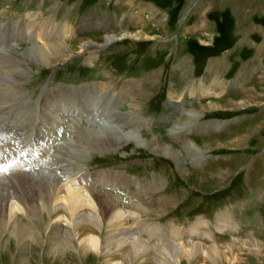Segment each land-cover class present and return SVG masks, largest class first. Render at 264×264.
Masks as SVG:
<instances>
[{"label": "rangeland", "instance_id": "rangeland-1", "mask_svg": "<svg viewBox=\"0 0 264 264\" xmlns=\"http://www.w3.org/2000/svg\"><path fill=\"white\" fill-rule=\"evenodd\" d=\"M31 24L61 29L71 55L19 66L10 52L43 43L27 39ZM110 34L120 39L79 52ZM0 73V264H112L82 244L94 236L103 249L112 229L100 199L77 212L101 216V231L70 238L74 214L50 229L49 211L9 184L21 174L117 201L119 229L149 244L151 264H264V0H0ZM105 112L148 145L99 144ZM16 199L27 214L11 218ZM16 222L34 234L18 236ZM174 243L209 256L168 263L162 245Z\"/></svg>", "mask_w": 264, "mask_h": 264}, {"label": "bare ground", "instance_id": "bare-ground-1", "mask_svg": "<svg viewBox=\"0 0 264 264\" xmlns=\"http://www.w3.org/2000/svg\"><path fill=\"white\" fill-rule=\"evenodd\" d=\"M31 27H32V29H34L36 26L34 24H31ZM45 27H43L42 29H39V30L36 29L37 31H35V29H34L33 33L29 34L27 36V39H29V40H32L33 37L36 36L37 40L43 41L41 46L35 45L31 48L29 47L23 53H12L9 51L10 54H12L11 56L17 60V62L19 63L18 64L19 66H23V64H26L27 62L39 63L41 61L42 62L46 61L48 63L50 62L53 64L57 61H62L66 57L71 55L70 51H71V48L73 45L63 41L64 39L67 38V36H66L67 34L61 35L59 32L61 29L59 30V29H55V28H51L52 31L51 30L46 31ZM28 32H30V30H28ZM124 34L126 36H135V35H139L140 33L138 32L135 35H133L131 32L125 31ZM117 35H119V34H110V35L104 36V41H105L104 44H100L96 41H91V40L87 41L84 44L80 45V48H79L80 51L79 52H82L81 50H84L85 48H88V47L101 48V47H103V45L105 46V45L111 44L115 41H118L120 39V37H118ZM17 37L22 39V34L21 35L18 34ZM49 59H52V61H49ZM10 66L12 67V65H9V67ZM3 76H5V74L0 73V78H3ZM24 76H26V71L22 70V71H19L17 73H14L13 77L10 79H13L15 81H20L22 78H24ZM87 88H90V87H87ZM145 96H143V97H145ZM48 104H50V103H48ZM106 107L107 106L105 105L103 108V111L107 110ZM57 108H59L60 111L65 112V108H61V103L57 104ZM100 109L98 111H100ZM186 112H187V115L189 116L188 119L190 120V122H192V120L194 119L195 113L191 110H188ZM58 113H60V112H58ZM58 113H56V112L54 113V111H52L51 113H49V115H51V114L54 115V114H58ZM105 113H107V114H106L105 119L103 121L104 124H102V125L100 124V125L102 126V129H103L102 133H106L107 135L96 136V139L99 140V144H100V142H102L101 145L105 144V145H111L112 146L114 144L116 145V144H120V143H126L129 141V142H134L135 144H138V145H143V146L148 145V142H145L144 140H142L140 138V136L136 133H133V132L130 133L129 132L126 134V136H125V134L122 135L121 131L123 129H120L122 124L114 117L113 113H112V115H110V112H105ZM48 116H46V117L44 116L45 120L50 119ZM60 116H62V115H60ZM184 116H186V114ZM53 117H51V118H53ZM50 124H48V125H50ZM10 130H11V128H10ZM173 131L175 132L176 129H173ZM10 132H12V131H10ZM165 151L168 152V149H165ZM74 155H76V154H74ZM184 175H185V173H184ZM17 177H18V184L17 185H15L14 182L9 183V184L12 186V188L15 191L16 190L20 191L19 189H22V192H23L22 197H26V199H28L29 196L31 197V194H32L33 197L31 199H33L34 202L35 203L37 202L39 205L38 206L35 204L34 206L38 207V208L40 207L41 209L40 208L39 209L42 210V213L44 210L49 211L50 218L53 222L50 229L55 228V226H57V228H58V224H56V222L64 217V214H66L65 213L66 211H69L71 213V215L74 214V217H73L74 219L72 218L73 219V229L72 230L69 229L70 234H71L70 238H74L75 237L74 234H77V233H78V235L79 234L86 235L85 233L89 232V229L93 230V231H97V232L101 231L102 225H103V218H101V216L99 217L98 215H96L92 212H90V213H86V212L85 213L84 212L78 213L77 212V211H80V209H82L85 206H88V205L95 206L94 199L95 198L97 200L100 199L101 200V203L99 204L100 208L103 207L104 213L106 214V218L107 217L109 218V220H108L109 226L112 229L110 231H108L109 232L108 236L102 240V242L104 243L103 249H102V244L100 245L101 242L98 241L99 238L97 239L94 236H89L88 238H85V239L82 238L83 239V243H82L83 248L92 249V250L93 249H95V250L100 249V252L103 251V252H105L104 255L109 256V258L108 257H106V258H108V262H110L112 264L113 263H115V264H119V263L120 264H151V258H150L151 252H150L149 244L145 241L140 240L141 238L138 239V238H135L134 236H132L128 232L129 230L127 231L125 229V226L123 227L124 228L123 230L119 229V226L122 227V225H124V223H123L124 219L123 218L125 216V213L119 209L118 204L116 203L117 201H115L114 199H111L107 195L102 196V195H94V194L92 195V193L91 194L87 193L86 190L82 186H80V184H77L76 180H74V181L69 180V181L61 183V179L55 180L53 178V180L55 181V185H54L52 183L53 181H50V180H49V182L45 181L44 179L46 177L44 179L40 178L38 180H37V178H33V176L27 175V174H21V175H18ZM2 198L5 200L6 197L2 193V186L0 184V200H3ZM29 199H28V202H30ZM49 201H51V202L53 201V204H51L52 207H50V208H48V206H49L48 202ZM26 203H27V201H26ZM22 204L23 203H21L20 200L16 199L15 204H13V206H11V211H10L11 215L9 217L15 218L16 215L18 214L16 212L17 209H21L26 213L27 212L26 206L24 205V207H23ZM29 207L31 208V206H29ZM41 217H43V216H41ZM16 218H19V216ZM37 219H38V217H37ZM53 220H56V221H53ZM47 221H49V220H47ZM23 223H25V222H23ZM48 223L51 224L50 222H48ZM24 225H26V224H24ZM24 225L20 224L19 222H16L15 225L13 226V230H14L15 234H17L18 236L24 235V237H25V235L28 236V233L30 235L34 234L33 230L36 227L35 228L33 227L32 229H30L29 232H27L29 229L27 230ZM98 229H99V231H98ZM67 231H68V229H67ZM97 232H94V233H97ZM52 233H54V232H52ZM35 234H37V233H35ZM56 234H57V232H56ZM67 234H69V233H67ZM38 235H39V233H38ZM49 236H51V235H49ZM35 238H37V237H35ZM32 239H33V237H32ZM55 239H53V242H52L53 248L52 247L51 248H52V250L55 249L57 252V250L61 249L62 243L60 242V239H58V238H57L58 240L57 239L55 240ZM19 241H21V240H19ZM69 243L71 245L75 244L74 242H69ZM66 244L67 243H65V245ZM162 247H163L162 250H164V248L166 249V252L165 251L164 252L166 253V257L169 259L168 263H170V261H180V258L182 256H184L185 254H188L189 252H192V251H195V252L202 251V253L204 252L205 255L209 256V253H208L209 251H207L208 249L207 250L200 249L196 245H191V244L185 245V243H184V244L180 245L178 243H176V244L174 243V245H170V246H163L162 245ZM114 256H117L120 260L118 259L115 261ZM168 259H166V261H168ZM154 262H155V260H154ZM162 263H166V262L163 261Z\"/></svg>", "mask_w": 264, "mask_h": 264}, {"label": "snow or ice", "instance_id": "snow-or-ice-1", "mask_svg": "<svg viewBox=\"0 0 264 264\" xmlns=\"http://www.w3.org/2000/svg\"><path fill=\"white\" fill-rule=\"evenodd\" d=\"M6 169H4V168H0V172H3V171H5Z\"/></svg>", "mask_w": 264, "mask_h": 264}]
</instances>
